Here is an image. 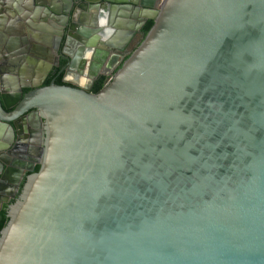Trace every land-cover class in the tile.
Listing matches in <instances>:
<instances>
[{
    "label": "water",
    "instance_id": "water-1",
    "mask_svg": "<svg viewBox=\"0 0 264 264\" xmlns=\"http://www.w3.org/2000/svg\"><path fill=\"white\" fill-rule=\"evenodd\" d=\"M73 1L0 9L16 10L20 38L39 21L32 41L66 72L153 23L113 73L34 86L10 114L0 93V127L28 111L43 122L0 264H264V0H81L67 28ZM98 74L110 77L92 94Z\"/></svg>",
    "mask_w": 264,
    "mask_h": 264
},
{
    "label": "flooded vegetation",
    "instance_id": "flooded-vegetation-1",
    "mask_svg": "<svg viewBox=\"0 0 264 264\" xmlns=\"http://www.w3.org/2000/svg\"><path fill=\"white\" fill-rule=\"evenodd\" d=\"M79 4H81V0H74L70 5L69 16L65 23L67 28L70 23V17L75 10H78L77 12H83V10L77 8ZM11 11L13 12L7 15L6 11L4 12L0 9V60L1 56H4L1 54L3 45L6 49H9L10 52V57L4 62L6 65L4 67L2 66L1 69L3 72L0 75V93L2 92L1 94L5 95V103L8 105L5 114H10L12 112L13 106L16 103V97L18 96L17 94L19 93L23 96L35 87H43L50 82L58 85L55 83L56 79H59L61 82L60 86H73L76 82L73 81L71 77H68L70 71L85 76L86 80L83 81V83H76L85 85L88 82V72L91 69H95L98 72L101 70L105 72L116 70L118 66H114L117 63L120 64L126 58L127 53L131 52L140 42L142 36L140 29L144 24L143 23L137 31L133 32L130 41L117 52H113L112 50L106 51L104 47H94L89 55L97 56L98 54L100 65H97V63L94 64V61H92L89 56L88 59L82 60L75 70H68L66 72L67 66H65V62L59 58V50L57 54L54 49L50 50L51 54H54L53 58L48 56L47 50H44L45 47H41L40 49L37 47V44H34L36 40L32 41V39H34V37L32 38L34 35L33 33L40 34L38 36V39H40L38 40L39 44L45 39L44 36L46 34H41L40 32V29H43L41 23L29 18V25L22 23L25 35L23 38H20L19 19H17L16 10ZM28 11L32 14L31 9ZM50 23L57 25L55 21ZM66 27L63 29L62 36H64ZM56 48L59 47L56 46ZM96 61H98L97 58ZM90 64L94 66L90 67ZM100 76L103 75L98 74L92 81L90 90L94 81ZM107 77L109 79L110 76ZM65 81H67V83H64ZM21 82H23L24 85H32L33 87L26 89H22L19 86L17 87L16 85ZM36 84L39 85L36 86ZM32 112L33 111H28L13 120L16 123V128L14 129H9L6 126L0 127V145H5V147L0 150V153L7 165V167L0 172L1 205L7 204L10 200L13 202L15 201L20 182L30 175L28 172L29 169L32 168L33 173V168L37 165L34 161L38 158V154L42 152L43 122L37 120ZM14 182L17 183L16 186ZM12 195L13 197H11Z\"/></svg>",
    "mask_w": 264,
    "mask_h": 264
},
{
    "label": "trees",
    "instance_id": "trees-1",
    "mask_svg": "<svg viewBox=\"0 0 264 264\" xmlns=\"http://www.w3.org/2000/svg\"><path fill=\"white\" fill-rule=\"evenodd\" d=\"M152 23H153L152 20H146L144 22L143 26L140 29V31L142 33V36H144L146 34V32L151 27ZM107 80H108V77H104V76L98 77L94 81L93 86H92V88L90 90V93H92V94L97 93L104 86V84L106 83ZM55 83L58 84V85L61 84V82L59 81V79H56ZM37 170H38V165H35L34 168H33V173L36 172ZM21 182H20V184H21ZM20 184H19V186H20ZM18 189H19V187H18ZM11 203H13L12 200H10L7 204H3V205L0 206V230L6 224V220H5V215L4 214H5V211H6L7 207H8V205H10Z\"/></svg>",
    "mask_w": 264,
    "mask_h": 264
},
{
    "label": "crops",
    "instance_id": "crops-1",
    "mask_svg": "<svg viewBox=\"0 0 264 264\" xmlns=\"http://www.w3.org/2000/svg\"><path fill=\"white\" fill-rule=\"evenodd\" d=\"M131 21H133L134 22V20H132L131 19ZM132 36V35H131ZM131 36L129 37V38H127L125 41H123V45H122V47L124 46V45H126V43H128V41H130V38H131ZM114 40L115 41H117V42H119L120 40H119V38L117 37V38H114ZM97 47H99V48H101V46L99 45V46H97ZM98 58V57H97ZM97 63V65H100V62H99V58H98V61H94V64H96ZM94 66V65H93ZM68 77H71L72 79H73V81H75L76 83H83V81H85L86 80V78H85V76H83V75H78L77 74V72H69L68 73Z\"/></svg>",
    "mask_w": 264,
    "mask_h": 264
}]
</instances>
